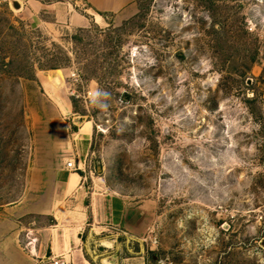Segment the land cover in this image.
I'll return each instance as SVG.
<instances>
[{
  "label": "rangeland",
  "instance_id": "rangeland-1",
  "mask_svg": "<svg viewBox=\"0 0 264 264\" xmlns=\"http://www.w3.org/2000/svg\"><path fill=\"white\" fill-rule=\"evenodd\" d=\"M134 7L0 0V209L60 212L22 219L36 264L75 231L90 264H264V0ZM91 193L135 214L81 220Z\"/></svg>",
  "mask_w": 264,
  "mask_h": 264
},
{
  "label": "crops",
  "instance_id": "crops-1",
  "mask_svg": "<svg viewBox=\"0 0 264 264\" xmlns=\"http://www.w3.org/2000/svg\"><path fill=\"white\" fill-rule=\"evenodd\" d=\"M84 1L88 4L91 11L102 14H113L115 19H124L135 11V0ZM64 170L69 173L63 171L58 174L60 177L59 182L63 184L60 185V189L64 197H67V194H73L77 191L81 193L80 191L84 188V180L86 181V179L82 178L78 172ZM75 180L78 181L75 182ZM70 183L73 184L71 189H69ZM36 198L35 196L33 199L35 202L37 201ZM88 199L90 200V207L85 210V213L80 214L79 219L81 220L84 217L85 221L90 219L92 222L106 223V225L117 227L126 225L127 218L135 214L132 213V208L129 209L125 204L122 205L119 199L116 198H111L109 200L107 196L94 195V193H91ZM28 200L29 199L24 196L17 203L0 209V264H36V262H41L38 256L36 259L30 257L25 248L21 245L20 235L21 232L26 229L25 225L22 223V219L28 214L50 215L56 221H60L61 219L60 212L56 210L50 199L47 200V206L39 210H31ZM74 235L70 237L68 243L71 248L72 246L75 247V251L60 253L59 256L62 257L61 260H63L64 264H90L85 256L79 252L78 245L80 238L78 231H75ZM54 244L55 240L53 239V247H51L53 251L55 250ZM29 245L31 246L32 242H30ZM61 250L60 246L59 252Z\"/></svg>",
  "mask_w": 264,
  "mask_h": 264
},
{
  "label": "built area",
  "instance_id": "built-area-1",
  "mask_svg": "<svg viewBox=\"0 0 264 264\" xmlns=\"http://www.w3.org/2000/svg\"><path fill=\"white\" fill-rule=\"evenodd\" d=\"M66 166H67V169L70 170V171L77 172L78 170H80V167H79V166L76 167V166H75V163H73V162H71V161H68V162L66 163ZM55 264H60V262L57 261V262H55ZM62 264H64V263H62Z\"/></svg>",
  "mask_w": 264,
  "mask_h": 264
},
{
  "label": "bare ground",
  "instance_id": "bare-ground-1",
  "mask_svg": "<svg viewBox=\"0 0 264 264\" xmlns=\"http://www.w3.org/2000/svg\"><path fill=\"white\" fill-rule=\"evenodd\" d=\"M56 78V77H55Z\"/></svg>",
  "mask_w": 264,
  "mask_h": 264
}]
</instances>
